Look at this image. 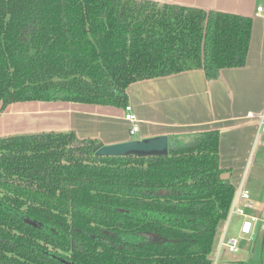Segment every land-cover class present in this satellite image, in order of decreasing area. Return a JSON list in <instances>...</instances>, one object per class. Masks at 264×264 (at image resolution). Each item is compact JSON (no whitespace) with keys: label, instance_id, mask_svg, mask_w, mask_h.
Returning <instances> with one entry per match:
<instances>
[{"label":"trees","instance_id":"trees-1","mask_svg":"<svg viewBox=\"0 0 264 264\" xmlns=\"http://www.w3.org/2000/svg\"><path fill=\"white\" fill-rule=\"evenodd\" d=\"M253 19L148 0H0V104L125 108L138 82L247 64ZM166 157L76 132L0 137V264H213L236 188L219 130ZM264 259V257H263ZM236 264H264L249 259Z\"/></svg>","mask_w":264,"mask_h":264},{"label":"crops","instance_id":"crops-1","mask_svg":"<svg viewBox=\"0 0 264 264\" xmlns=\"http://www.w3.org/2000/svg\"><path fill=\"white\" fill-rule=\"evenodd\" d=\"M148 1L253 19L245 67L222 70L214 81L207 79L204 70L146 80L132 84L127 94L128 104L139 118L140 132L135 139L219 130L221 168L230 171L235 188L247 179L254 204L248 213L258 216L261 222L255 225L251 235H243L244 218L236 215L225 221L218 230L211 259L213 264H236L251 258L256 262L263 261L264 133L261 132L260 117L264 115V0ZM259 7L263 11L259 12ZM6 110L0 130L6 136L74 131L80 138H98L105 145L132 140L131 123L124 119V108L69 102H24ZM230 227L232 236L228 237ZM224 237L239 239V252L229 251L221 259L223 248L228 249L221 247Z\"/></svg>","mask_w":264,"mask_h":264},{"label":"built area","instance_id":"built-area-1","mask_svg":"<svg viewBox=\"0 0 264 264\" xmlns=\"http://www.w3.org/2000/svg\"><path fill=\"white\" fill-rule=\"evenodd\" d=\"M258 11H263L262 7L258 8ZM124 119L125 121L131 123L130 128V136L131 139H135L139 132V118L135 113L133 107L131 105H127L124 108ZM261 122V132L264 133V115L260 117ZM254 208V204L252 201L251 191L247 184V179L243 180L242 183L236 188L235 198L233 200L232 208L228 217V220H231L234 216H240L244 218L241 233L243 235H251L255 228V225L261 222L260 218L256 215L249 214L248 212ZM239 244L240 241L237 238H226L224 237L221 242V247L226 246L228 247L231 253H238L239 252Z\"/></svg>","mask_w":264,"mask_h":264},{"label":"water","instance_id":"water-1","mask_svg":"<svg viewBox=\"0 0 264 264\" xmlns=\"http://www.w3.org/2000/svg\"><path fill=\"white\" fill-rule=\"evenodd\" d=\"M170 145L169 138L166 135L133 139L121 143L104 145L96 152L98 157H166L169 156ZM222 179H230V174L225 173Z\"/></svg>","mask_w":264,"mask_h":264},{"label":"rangeland","instance_id":"rangeland-1","mask_svg":"<svg viewBox=\"0 0 264 264\" xmlns=\"http://www.w3.org/2000/svg\"><path fill=\"white\" fill-rule=\"evenodd\" d=\"M6 110V109H5ZM5 110H3L2 111V105L0 104V130H2V116H3V114L5 113ZM7 111V110H6ZM4 136H6V134H2L1 132H0V137H4ZM233 222H234V220H233ZM233 224V223H232ZM231 227H232V225H231ZM231 227H230V229H229V233H228V237H231L232 236V233H231ZM225 226L223 227V230L222 231H224L225 230ZM221 235H222V233H221ZM227 252H229V250L227 249V248H223V250H222V257H221V259L224 257V255H225V253H227ZM237 255H239V254H237ZM220 259V260H221Z\"/></svg>","mask_w":264,"mask_h":264}]
</instances>
